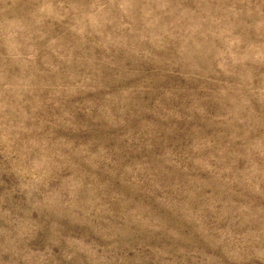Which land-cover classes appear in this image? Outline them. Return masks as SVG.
Wrapping results in <instances>:
<instances>
[{
    "label": "rangeland",
    "instance_id": "obj_1",
    "mask_svg": "<svg viewBox=\"0 0 264 264\" xmlns=\"http://www.w3.org/2000/svg\"><path fill=\"white\" fill-rule=\"evenodd\" d=\"M0 264H264V0H0Z\"/></svg>",
    "mask_w": 264,
    "mask_h": 264
}]
</instances>
